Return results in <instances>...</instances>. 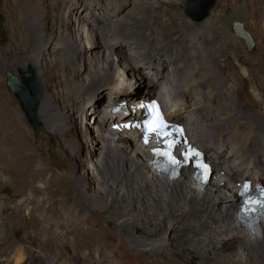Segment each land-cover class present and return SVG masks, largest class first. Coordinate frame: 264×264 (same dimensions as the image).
<instances>
[{
    "label": "bare ground",
    "instance_id": "obj_1",
    "mask_svg": "<svg viewBox=\"0 0 264 264\" xmlns=\"http://www.w3.org/2000/svg\"><path fill=\"white\" fill-rule=\"evenodd\" d=\"M39 1L47 0H36ZM50 1V30L54 28V32L47 33L43 28L46 17L43 8L34 4L31 11L40 48L33 55L40 61V56H45L47 46H50L53 54L51 67L57 69L61 66L60 75L66 80L59 95L66 98L70 113L79 116L81 123L86 124L92 118L96 132L102 134L101 161L99 168L92 170L102 177V188L97 187L98 190H104L102 195L92 197L94 201L91 203L101 212L111 210L110 218L120 230L142 228L147 234L146 237L130 235L123 240L112 233L108 238L111 240L104 245L97 237L91 244L96 264H144L132 251L136 247L160 257L180 254L183 258L180 264L196 260V264H264V221L256 234L240 225L233 213L238 204V192L236 187L234 191L224 185L237 177L236 183L251 181L264 185V121L259 118H264V110L243 112L235 99L234 81L228 82L225 76L215 71L216 67L220 71L223 68L219 63L227 52L226 35L212 31L213 24L207 21L200 28L186 27L188 37H175V29L170 27L175 19L170 11L171 6L181 0ZM159 19L165 24L161 25ZM89 24L98 29L105 40V47H99L100 41L93 33H85ZM55 27L58 29L56 34ZM85 38L88 39L86 42ZM73 39L85 50L90 61L88 66L85 65V55L75 53ZM104 50H108V63L110 59L130 54V63L150 78L127 76L126 67L121 62L125 69L122 74L113 73V67L108 64H101L106 71L99 73L92 65L93 59L97 61ZM34 66H38L36 61ZM44 73L39 69L36 71L41 81ZM242 74L249 76L250 72L242 68ZM210 76L215 77L214 82ZM259 84L264 89V82L259 80ZM129 89L133 90V96H130ZM254 91L264 105V94H259L257 89ZM105 97L110 100L106 102L109 105L123 104L127 108H135L141 99L168 98L171 107L164 108L168 120L190 126L187 128L189 134L196 131L198 137H190L194 139V145L197 141L208 144L210 148L202 149L214 157L206 155L205 159L213 165L214 158H221L226 178L210 179L214 180L213 185L220 183L218 188L197 192L186 179L167 183L157 172L149 171L145 166V161L150 159L146 150L133 140L136 131H124V135L113 136L114 133H109L106 128L116 120L107 119L106 124L101 122L103 113L110 109L102 104ZM159 101L165 104L162 99ZM39 110L52 129L63 135L75 134L73 118L55 106L52 95L42 99ZM111 139L114 140L111 142ZM118 147L126 148L129 154ZM216 168L213 174L217 175L221 168ZM113 194L127 199L130 204L114 205L111 202ZM49 202L38 200L34 206L38 209L40 226L36 232L41 248L48 238L62 243L69 239L74 244L75 234L84 227L86 218L84 215L80 219L74 217L66 201L60 204ZM221 209L223 212L219 214ZM142 220L145 221L143 224L140 223ZM3 237L0 228L1 240ZM27 239L30 246L6 239L4 248H0V264L8 262L7 254L12 255L18 264H53V261L43 262V256L48 254H43L39 247H33L36 237L30 235ZM90 247L79 253L76 251L78 258L88 262ZM211 250L215 251L212 253L214 258L208 256ZM61 264H69V261L63 260Z\"/></svg>",
    "mask_w": 264,
    "mask_h": 264
},
{
    "label": "rangeland",
    "instance_id": "obj_2",
    "mask_svg": "<svg viewBox=\"0 0 264 264\" xmlns=\"http://www.w3.org/2000/svg\"><path fill=\"white\" fill-rule=\"evenodd\" d=\"M185 2L186 0H181L171 6L170 14L175 22L170 27L175 29V37H188L186 27L200 28L207 24V21L211 22L213 24L212 31H218L222 36L226 35L224 43L227 52L223 56L224 59H221L219 63L223 65V68L220 71L216 67V73L225 76L228 82L234 81L237 90L234 92L235 99L243 112H251L256 109L264 110V105L260 103L254 91L257 89L259 94H264V89L259 84V80L264 82V0H216L209 17L199 22L193 21L185 14ZM34 4L46 12L44 23H42L45 32H54V28L50 30L52 29L50 25L52 9L50 0L45 2L0 0V228L2 236H4L3 240L0 238V248H4L6 239L17 244L30 246L27 236L31 235L36 237L33 247H39L43 254H48L43 256L44 259L42 260L45 263L53 261V264H61L63 260H67L69 264H96L91 244L97 237V240L104 245L111 240L108 238L112 233L118 234L123 240L129 238L130 235L146 237L147 234L142 228L136 230L137 228L126 227L120 230L114 219L110 218L111 210L101 212L91 203L92 200L94 201L92 197L102 195L104 190H98L97 187L102 188L103 182L100 181L102 177L96 172L94 174L92 170H97L101 161L100 150L104 147V141L101 139L102 134L96 132L92 118L86 124L81 123L79 116L70 113V105L66 104V98L59 95V90L66 80L63 79L64 76L60 75L62 73L61 66L57 69L51 67L53 54L50 46H47L45 56H40V61H37L33 55L38 53L40 49L36 41V31L31 15ZM164 7L161 8V11L164 10ZM159 23L162 25L165 24V21L159 19ZM238 28L249 34L250 40L248 42L237 33ZM86 32L93 33L99 39V47H105V40L101 37L98 29L89 24L86 25ZM56 33H58L57 27H55ZM87 38H85V42L88 40ZM73 43L76 47L75 53L85 55V65L88 66L90 61L87 60V54L84 53L85 50L82 45L75 39H73ZM113 52L111 53L112 56H114ZM107 53L108 50H104L103 55H100L97 61L96 58L93 59L92 65L99 70V73L106 71L101 64H108L113 67V73L122 74L125 69L121 66V62L126 67L127 76L135 75L150 78L148 74L138 71V68L130 63V54L123 55V59H110L111 62L108 63ZM35 61L38 63L37 67L34 66ZM27 62L31 64L35 73L37 69L43 73L45 71L42 81L36 74L37 82L42 90L37 109L39 119L37 128L30 124L20 108L19 101L6 87L5 73L10 72L18 77L17 69H25ZM189 62L190 60L183 67H187ZM128 63L129 66L126 65ZM184 68L183 72L185 71ZM242 68L250 72L249 76L242 74ZM67 74L69 75L68 72ZM210 80L214 82L215 77L210 76ZM129 90L130 96H133V90ZM48 95H52L55 106L60 111L66 115H71L75 134L63 135L62 132L52 129L46 121L47 118L41 113L39 107L42 99ZM158 99L165 101L164 108L170 109L171 102L168 98L159 97ZM127 100L124 102L127 103ZM108 101L110 102L105 97L102 104L111 108L112 106L106 103ZM259 118L264 121L261 116ZM117 124L118 121H115L113 125L116 126ZM186 125L188 124L186 123ZM109 128L108 124L106 129ZM186 128L190 129L191 127L186 126ZM124 133L120 134L124 135ZM189 135L190 137L193 135L198 137L196 131L190 132ZM196 144L201 148H210L208 144H204L202 141H197ZM118 148L123 153L129 154L126 148ZM213 148L211 147V149ZM206 155L211 158L214 157L208 153ZM220 159L214 158L213 160V163L217 165L215 168H221L219 176L224 174L226 170ZM223 178L225 179L226 176ZM236 179L238 177L231 180L229 184L223 183L235 191ZM262 181L264 182V180ZM213 182L214 180L210 187L214 186ZM226 186L225 188L228 189ZM210 199L213 200V196H210ZM38 200L50 201V204H60L62 201H66L67 208L73 216L75 215L80 219L84 215L86 224L83 225L84 227L79 233L75 234L74 244L69 239L62 243L58 239L48 238L41 248L36 232L40 226L38 209L34 207L38 204ZM111 202L118 206L124 203L130 204L127 199H122L118 194H113ZM218 212L220 214L223 210ZM144 222L142 220L140 223L143 224ZM87 246H91L88 262L78 258L76 253V251L78 253L82 250L85 251ZM132 251L138 260L144 264H180L183 259L180 254L160 257L158 254H152L140 247H136ZM213 252L215 251L211 250L208 256L211 255L214 258ZM216 254L220 253L216 252ZM11 256L10 254L5 256L8 260L6 264H18L14 262ZM197 261L187 264H196ZM101 262L104 263V260L102 259Z\"/></svg>",
    "mask_w": 264,
    "mask_h": 264
},
{
    "label": "water",
    "instance_id": "obj_3",
    "mask_svg": "<svg viewBox=\"0 0 264 264\" xmlns=\"http://www.w3.org/2000/svg\"><path fill=\"white\" fill-rule=\"evenodd\" d=\"M215 3L216 0H186L184 11L193 21H203L209 17ZM237 33L247 42L250 40L249 34L240 28L237 29ZM17 72L18 77L10 72L5 73L6 87L19 101L20 108L25 113L30 124L34 128H37L39 125L37 109L42 90L37 82L35 70L32 68L31 64L27 62L26 68H19Z\"/></svg>",
    "mask_w": 264,
    "mask_h": 264
},
{
    "label": "snow or ice",
    "instance_id": "obj_4",
    "mask_svg": "<svg viewBox=\"0 0 264 264\" xmlns=\"http://www.w3.org/2000/svg\"><path fill=\"white\" fill-rule=\"evenodd\" d=\"M155 106L153 105H150L149 108H154ZM150 124V130L153 131V132H162L164 129H166L168 126L165 122H163L162 118L159 116V114L157 113L156 116H155V120L154 121H151L149 122ZM174 145L173 144H169V148L173 147ZM164 155H169V153H164ZM185 155L187 156L188 153H185ZM193 155L195 156H199L200 153L198 152H194ZM171 163L173 164H176L177 161L175 160L174 157H171ZM198 167H204L206 168V165H202V164H198ZM262 207H264V205H262Z\"/></svg>",
    "mask_w": 264,
    "mask_h": 264
},
{
    "label": "clouds",
    "instance_id": "obj_5",
    "mask_svg": "<svg viewBox=\"0 0 264 264\" xmlns=\"http://www.w3.org/2000/svg\"><path fill=\"white\" fill-rule=\"evenodd\" d=\"M158 100H159V99H158ZM112 107H114V106H112ZM112 107H111V108H112ZM111 108H110V109H111ZM108 110H109V109H108ZM108 110H107V111H108ZM103 115H104V116H103L101 122H103V123L105 124V120L108 119V117H107V112H104ZM184 126H185V125H184ZM185 127H186V126H185ZM107 130H108L109 133H111V132L114 133V135H118V134L124 132V131H122V132H114V131H111V130H109V129H107ZM187 131H188V130H187ZM188 134H189V133H188ZM111 140H112V139H111ZM210 165H211V164H210ZM211 168L214 169V168H215V165H211ZM215 170H216V169H215ZM217 175H218V174H217ZM182 176H184V174H182ZM182 176H181V178L184 179V177H182ZM222 178H223V177H222ZM179 179H180V178H179ZM197 192H198V191H197Z\"/></svg>",
    "mask_w": 264,
    "mask_h": 264
},
{
    "label": "trees",
    "instance_id": "obj_6",
    "mask_svg": "<svg viewBox=\"0 0 264 264\" xmlns=\"http://www.w3.org/2000/svg\"><path fill=\"white\" fill-rule=\"evenodd\" d=\"M106 106V105H105ZM215 165V167H217V165L215 163H213Z\"/></svg>",
    "mask_w": 264,
    "mask_h": 264
}]
</instances>
